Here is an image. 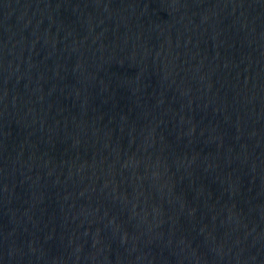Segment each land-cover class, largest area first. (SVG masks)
Segmentation results:
<instances>
[{
  "label": "water",
  "instance_id": "95a60500",
  "mask_svg": "<svg viewBox=\"0 0 264 264\" xmlns=\"http://www.w3.org/2000/svg\"><path fill=\"white\" fill-rule=\"evenodd\" d=\"M0 264H264V0H0Z\"/></svg>",
  "mask_w": 264,
  "mask_h": 264
}]
</instances>
